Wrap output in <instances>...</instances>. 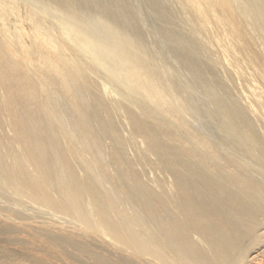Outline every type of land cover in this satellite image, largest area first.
Here are the masks:
<instances>
[{
	"label": "bare ground",
	"instance_id": "bare-ground-1",
	"mask_svg": "<svg viewBox=\"0 0 264 264\" xmlns=\"http://www.w3.org/2000/svg\"><path fill=\"white\" fill-rule=\"evenodd\" d=\"M24 1L23 38L0 24V186L134 262L264 264V0H176L191 29Z\"/></svg>",
	"mask_w": 264,
	"mask_h": 264
},
{
	"label": "rangeland",
	"instance_id": "rangeland-1",
	"mask_svg": "<svg viewBox=\"0 0 264 264\" xmlns=\"http://www.w3.org/2000/svg\"><path fill=\"white\" fill-rule=\"evenodd\" d=\"M122 1H126L130 8H132L131 10L133 12L135 11V14L138 13V15L141 14V16L143 14V18L140 15L139 18L145 21V23L141 19H138L140 21V25L143 26L144 24L145 28L156 24L151 8L153 5L157 6V10L154 9L155 11L160 9L159 11L164 12L163 14L165 16V20L169 18L166 13H171L172 17L168 20L170 22L173 21L176 27L183 29L182 27L185 25L186 27L184 28L190 26L185 20L186 16L184 15V18L183 14L180 13V10L179 13L176 11L174 13L173 10L170 12V9H176L178 7L176 0H151L152 4L150 0ZM36 5L37 3L34 4V6ZM30 6L33 5H30L24 0H0V24L3 22V27L7 29V33L12 34L14 38H23V17L25 16L27 7ZM165 9H167L168 12H166ZM173 14L177 16L175 17V19H177L176 21L173 18ZM198 14L199 13H197V16ZM181 16H183V18ZM198 17H200V15ZM188 28L191 29V26ZM203 33L204 32H201L200 34L196 33L197 39L201 42L202 37H206L207 35L206 33H204L206 35ZM150 34L153 33L150 32ZM150 37H152V35H150ZM226 56L227 55H225V58ZM229 59L230 57L228 56L226 60L229 62ZM226 60L224 62V58L222 57V68H224V70L227 68L232 69L229 68V65L226 68L228 63H226ZM168 62H171V60L169 59ZM9 135V129L4 127L0 128V142L3 143L2 146L4 145L1 148L2 152H5L4 150H6L8 146L6 137ZM9 161L11 162L12 160L7 159L6 163H10ZM31 199L32 198L29 199L27 195L22 196V194L20 195L14 193L10 188L6 189L0 186V264H145L143 262L140 263V261L134 262L129 260L127 256L126 258L125 255H123L124 253L121 251L119 252V249L116 248L117 244L114 243L115 247H111L103 239L101 240L102 235L99 233L97 234L94 230L89 228L87 229L85 226L83 227V225L80 226L81 224L72 218L70 219V216L68 215L64 217V213L62 211L56 210L55 212V210L49 209V207L46 208L44 205L43 208V206H39L34 199ZM35 202L38 205H36ZM4 216L8 217V219ZM25 217L27 220H25ZM2 219L4 222H2ZM73 220L75 221V225ZM23 221H31V225L27 224L26 227L23 225ZM42 223L45 224L44 227L42 226ZM58 223H61L60 225L63 224L65 227H63L64 229L70 228V231L73 232H60L53 230L52 224ZM95 235H97V239H99L98 241L94 239V237H96ZM76 236H78V238ZM102 242L105 243L103 244Z\"/></svg>",
	"mask_w": 264,
	"mask_h": 264
}]
</instances>
